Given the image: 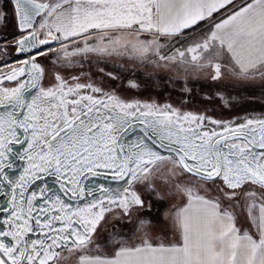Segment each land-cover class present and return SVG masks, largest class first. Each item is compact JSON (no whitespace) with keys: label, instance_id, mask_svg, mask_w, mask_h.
I'll return each mask as SVG.
<instances>
[{"label":"snow or ice","instance_id":"snow-or-ice-1","mask_svg":"<svg viewBox=\"0 0 264 264\" xmlns=\"http://www.w3.org/2000/svg\"><path fill=\"white\" fill-rule=\"evenodd\" d=\"M193 78L264 102V0H0V264H264V112Z\"/></svg>","mask_w":264,"mask_h":264},{"label":"rangeland","instance_id":"rangeland-1","mask_svg":"<svg viewBox=\"0 0 264 264\" xmlns=\"http://www.w3.org/2000/svg\"><path fill=\"white\" fill-rule=\"evenodd\" d=\"M122 61L113 62L112 60L108 61H102L98 66L93 64L89 65L85 63L84 70L85 71H91L92 73L98 72V67H103L105 69V72H115L118 75L121 76V80L115 82L116 84L120 85V88L118 89L122 95L127 96L129 98L131 97H137L141 99H147L150 96L156 97L158 101L161 103L164 102L166 98H168L170 94L171 101H177L181 97V89L184 86V81H177L175 84V87L173 88L171 85L168 86L167 91L161 88H155L154 86L152 88H145L144 87V81L148 80V77L145 75L146 69H139L138 71L133 74V71H123L120 69V63ZM151 71V69H148ZM170 74L167 71L163 70H155L153 72V85L156 83H160L161 85H164L167 83L168 76ZM124 77H127L129 79H136L138 82L141 83V89L140 90H127L126 84L127 80L124 79ZM94 78L96 80H100L101 77L99 75H94ZM163 78V79H161ZM104 83L109 84L112 83L107 80V78H104ZM188 86L193 88V96H194V104L190 107L193 108H200L209 109V114L214 115L216 118H223V119H231L233 116L236 115H243L244 111L247 110L249 112H264V102H261L259 99H257L254 102H243L240 104H237L234 107L231 108H225L222 103H220L218 100H212L211 102L205 101L203 97L205 95H214L217 91V88L215 86H209L206 84L203 80H197V79H191L188 82ZM221 91H224L225 95L231 93L232 95L240 96V97H247V96H255L257 98L261 97V89L259 87L255 88H222ZM158 93H163V95H158ZM202 104V105H201ZM159 207V210L161 212L165 211L167 207L169 206V202L165 201L162 203H158L156 205Z\"/></svg>","mask_w":264,"mask_h":264},{"label":"crops","instance_id":"crops-1","mask_svg":"<svg viewBox=\"0 0 264 264\" xmlns=\"http://www.w3.org/2000/svg\"><path fill=\"white\" fill-rule=\"evenodd\" d=\"M193 79H195V78H193Z\"/></svg>","mask_w":264,"mask_h":264},{"label":"trees","instance_id":"trees-1","mask_svg":"<svg viewBox=\"0 0 264 264\" xmlns=\"http://www.w3.org/2000/svg\"><path fill=\"white\" fill-rule=\"evenodd\" d=\"M202 105V104H201Z\"/></svg>","mask_w":264,"mask_h":264}]
</instances>
